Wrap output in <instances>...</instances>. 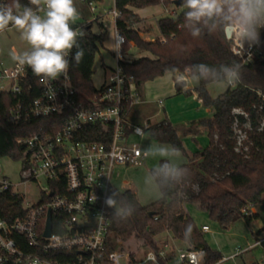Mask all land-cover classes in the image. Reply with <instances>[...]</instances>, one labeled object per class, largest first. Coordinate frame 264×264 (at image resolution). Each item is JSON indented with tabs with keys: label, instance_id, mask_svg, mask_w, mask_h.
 <instances>
[{
	"label": "trees",
	"instance_id": "16d2710c",
	"mask_svg": "<svg viewBox=\"0 0 264 264\" xmlns=\"http://www.w3.org/2000/svg\"><path fill=\"white\" fill-rule=\"evenodd\" d=\"M102 2V0H89ZM11 3V0H0ZM28 4V0H20ZM86 0H75V6L82 11V18H91L92 12ZM175 3L173 0H116L120 11L117 27L124 33L126 44L124 51L133 41L141 51L147 52L127 62H122L124 72L134 77L139 85L153 81L166 73H177L190 69L197 79L194 90H184L183 82H176L177 93L197 94L202 104L213 110L212 117L199 123L207 131L209 145L202 151L187 154L188 161L172 167L162 160L151 173L158 183L162 196L157 200L142 204L132 189L114 188L112 196L119 203V209L111 207V226L108 236V249L116 247L132 249L125 245L133 239L141 241V248L159 250V237L168 234L175 243L190 250L204 249L202 264H217L222 253L206 240L199 225L189 213L187 205L195 204L206 211L209 218L218 222L223 230H228L240 218L250 223L260 217V212L247 214L244 209L250 206L264 208V59L242 63L232 51L231 40L226 35L227 16L217 18L214 23L201 27V35L193 38L190 29L185 27L181 3V12L175 16L161 17L157 23L160 34L148 40L135 29L141 17L135 8H144L163 4L165 7ZM88 5V6H87ZM87 9V10H86ZM264 17L255 22L259 39L264 37ZM102 28L96 33L92 28H84L83 38L79 40L84 49L82 60L71 62L72 82L80 96L92 95L95 86L92 82L95 54L108 39V28L103 21H98ZM75 49H73V53ZM201 65L205 66L201 69ZM240 66V80L218 97H212L208 85L225 80L222 66ZM261 92L262 95L259 93ZM30 93V92H29ZM32 97L38 93L30 94ZM20 99L16 94H0V158L10 156L20 159L26 153L16 143L19 137L39 129L40 125L55 121L33 119L27 122L11 121L9 109ZM239 109L241 112H236ZM58 117V116H57ZM56 126L48 130L55 133L61 128L63 119L57 118ZM151 127L146 135L159 143L170 144L177 150L185 151L183 140L166 116L152 117ZM249 123L251 131L248 151L238 150L233 132V124ZM47 127V125L45 126ZM99 130L104 127L97 126ZM87 140H100V137H82ZM243 149V148H242ZM198 184L199 189H193ZM130 213V214H129ZM0 214L8 221H13L24 214L22 197L10 191L0 194ZM264 233V225L255 240ZM136 250V249H132ZM175 250V249H174ZM133 257L136 255L133 252ZM175 251L168 259H161V264H172ZM252 264H260L257 260Z\"/></svg>",
	"mask_w": 264,
	"mask_h": 264
},
{
	"label": "built area",
	"instance_id": "2783aa9c",
	"mask_svg": "<svg viewBox=\"0 0 264 264\" xmlns=\"http://www.w3.org/2000/svg\"><path fill=\"white\" fill-rule=\"evenodd\" d=\"M111 1L113 7L104 8L98 14L95 13L98 6L90 1L93 16L73 25L83 32L85 27L92 28L98 21H103L105 26L112 24L115 65L105 67L102 82L92 95L78 94L72 82L71 63L67 74L55 81H42L27 65L17 61L11 67L0 63V94L20 96L9 109L11 121L56 117L55 121L44 123L38 130L16 140L26 153L20 158L21 181L15 184L0 174V194L10 191L21 196L24 210L13 221L0 214V264H161V259H168L175 251L166 240L159 242L158 251L144 247L141 253L121 247L108 249L113 205H107L106 200H114L112 192L117 187L116 179L121 177L119 168L141 165L147 158V151L134 137L146 136L152 118L147 116L139 122L132 118L134 109L147 101L134 77L124 72L122 62L129 61L124 51L127 41L117 27L120 11L116 0ZM229 27L232 51L242 63L264 59V37L259 43L250 42L240 38L233 26ZM194 78L191 70L185 69L176 73L175 81L194 90L197 86ZM35 93H38L35 97L30 95ZM155 102L159 108L164 107V99ZM236 112L241 111L236 109ZM57 116L63 119V124L52 133L48 128L56 126ZM97 126L104 130L98 131ZM95 136L100 140L82 138ZM41 178L45 186L39 198L26 201L18 186L39 183ZM49 211L52 228L51 234L45 235ZM244 212L256 211L250 206ZM199 229L204 234L211 232L208 224ZM263 245L264 235L245 249H237L228 257L223 255L221 260L238 257ZM204 255V249L183 248L178 257L180 264H202Z\"/></svg>",
	"mask_w": 264,
	"mask_h": 264
},
{
	"label": "rangeland",
	"instance_id": "374dc122",
	"mask_svg": "<svg viewBox=\"0 0 264 264\" xmlns=\"http://www.w3.org/2000/svg\"><path fill=\"white\" fill-rule=\"evenodd\" d=\"M89 0H86L88 4ZM93 2V5L98 6L96 14L101 12L104 8L113 7L111 0H105L103 2ZM88 6V5H87ZM88 10L90 9L87 8ZM86 9V10H87ZM182 8L178 7L177 4L173 3L170 6L165 7L163 4L148 6L140 8L138 13L143 15L141 21L135 24V28L141 32L143 38H153L160 34L157 21L161 17L165 16H175L177 13L181 12ZM173 11L175 13H173ZM79 16L76 20L78 22L82 19V11H79ZM92 12V11H91ZM93 16V13L91 17ZM108 28V39L100 46L99 51L95 54L94 65H93V74L92 82L95 87L100 86L103 75L105 73V67H112L115 65V59L113 56V36H112V24L109 23ZM92 30L96 33H100L102 28L98 23H94ZM134 45V46H133ZM28 48L26 42H23L20 39L19 33L13 30H6L4 33H0V63L3 66L11 67L14 65L15 61L12 59V56L20 51H24ZM126 59L132 60L139 55H143L145 52L141 51L138 47L135 46L133 41L129 42V48L125 50ZM172 79L170 72L166 73L164 76H161L153 81L144 83L143 87H152L158 85V83L168 82ZM195 79V78H194ZM197 82V79H195ZM228 87L226 80L215 81L208 85V90L212 97H218L223 93ZM166 101V100H165ZM155 109H159L157 104L154 105ZM160 110V111H159ZM159 113L155 116L156 118L162 117V111L159 109ZM142 116H138V120ZM251 131L250 124L244 123L239 124L238 122L233 124V132L237 141L236 145L238 150L248 151L251 146V142L248 141V135ZM135 141L140 143L142 147L147 151L148 156L143 160L141 165H132L129 167H121L119 171L121 172V177L117 178V186L120 189H132L139 201L146 205L149 204L162 196L161 189L156 182L154 176L151 173L152 168H157L160 166L161 161L165 160L170 163L172 167L179 166L180 164L186 163L188 157L186 153L190 155L194 153L197 143L192 139H187L184 141L185 151L177 150L170 144L159 143L152 137L146 135L145 137H134ZM204 144V143H202ZM243 148V149H242ZM23 162L20 159H14L8 155L0 158V174L7 176L10 181L15 184H18L21 181V169ZM45 186V180L40 179L39 183L30 182L26 184H21L18 186L19 191L24 194L26 201H36L39 196L41 189ZM193 189L198 191V184H194ZM113 206L116 209H119V203L116 200H113ZM253 211H259L260 217L254 219L250 223L246 222L244 219H238L228 230H223L218 222L211 220L206 213L195 204L187 205L189 212L194 217L196 222L203 223L207 222L211 227V232L205 233L204 236L210 245L217 250H219L223 255H230L234 253L237 249H245L250 242L254 241V234L258 233L264 225V208H259L256 206H251ZM201 226V225H200ZM199 226V227H200ZM264 233L260 234L263 236ZM169 241L172 248L175 249L177 254L172 260V264H180L181 260L179 259V250L183 249L179 247L171 236L168 234L159 237L158 241ZM141 241L138 239H133L128 242L125 246L136 249L138 253H141ZM259 261L260 264H264V247L256 246L252 250L246 251L242 256H238L235 260H231L226 264H232L236 262L238 264H252V261ZM152 264V263H150Z\"/></svg>",
	"mask_w": 264,
	"mask_h": 264
},
{
	"label": "clouds",
	"instance_id": "9594fccd",
	"mask_svg": "<svg viewBox=\"0 0 264 264\" xmlns=\"http://www.w3.org/2000/svg\"><path fill=\"white\" fill-rule=\"evenodd\" d=\"M181 7L185 9V27L193 38L201 35L198 25L207 26L227 16L225 27L231 25L240 38L259 43L255 22L264 17V0H181ZM78 16L75 0L0 2V33L17 31L28 48L15 53L12 59L27 65L42 81H55L67 74L72 61L78 64L83 58L79 40L84 33L73 27ZM221 70L229 85L240 80L239 65L222 66ZM106 204L112 206L114 201L109 198Z\"/></svg>",
	"mask_w": 264,
	"mask_h": 264
},
{
	"label": "crops",
	"instance_id": "0c3cea01",
	"mask_svg": "<svg viewBox=\"0 0 264 264\" xmlns=\"http://www.w3.org/2000/svg\"><path fill=\"white\" fill-rule=\"evenodd\" d=\"M139 9L140 8H135L134 11L138 13ZM140 16L143 17V15H140ZM155 37L153 38L149 37L146 39L153 40L155 39ZM143 55H148V53L145 52ZM143 55H139V57ZM170 74H171L172 79L168 82H164V83L160 82L158 83V85L156 84L152 87L151 86L143 87L144 84L140 85L142 94L147 102L137 107L136 109H134V112H133L134 114L132 118L134 119V121L139 122L147 116L155 117L159 113L160 111L159 109H161L163 116H166L169 119V121L177 127V132L182 138L183 144H184V141L186 142L187 139H192L197 143V146L195 147L194 152L202 151L209 145V138L207 135V131L199 123V121L205 118L212 117L213 110L209 107H205L202 104L200 98L195 93L193 94L177 93L176 88H175L176 73L175 74L170 73ZM184 90H187V88L184 87ZM157 99L166 100L164 107L159 108V109L154 108V105L157 104L155 102ZM157 107H159L158 104H157ZM139 115L142 116L140 120H138ZM197 224L200 226V225H204L208 223L207 222H203V223L197 222ZM258 237H260V235ZM254 241H255V238H254ZM253 242H250V243H253ZM230 255H225V256L228 257ZM235 258H228L227 260H220L217 264H226L227 262L231 260H235ZM232 264H238V263L233 262Z\"/></svg>",
	"mask_w": 264,
	"mask_h": 264
},
{
	"label": "water",
	"instance_id": "95a60500",
	"mask_svg": "<svg viewBox=\"0 0 264 264\" xmlns=\"http://www.w3.org/2000/svg\"><path fill=\"white\" fill-rule=\"evenodd\" d=\"M181 0H176L175 4H180ZM231 34V28L228 26L226 27V35L229 37ZM51 228H52V223H51V212L49 211L48 213V220H47V225L45 229V235H50L51 234Z\"/></svg>",
	"mask_w": 264,
	"mask_h": 264
}]
</instances>
